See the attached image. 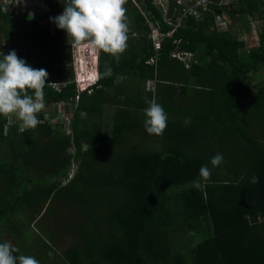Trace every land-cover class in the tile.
I'll return each mask as SVG.
<instances>
[{
  "label": "trees",
  "instance_id": "16d2710c",
  "mask_svg": "<svg viewBox=\"0 0 264 264\" xmlns=\"http://www.w3.org/2000/svg\"><path fill=\"white\" fill-rule=\"evenodd\" d=\"M6 1L0 52L46 69L45 104L65 103L71 122L51 123V108L21 130L0 115V242L40 264H264V78L252 83L264 76V0H211L200 16L176 0L165 12L127 0V50L118 63L98 52L99 77L112 74L89 91L65 71L71 38L50 22L62 0H37L39 19L12 0L5 12ZM224 13L246 32L258 22V44L241 47L218 24ZM149 22L164 34L158 50ZM152 99L168 116L162 136L144 128ZM205 165L211 178L198 190Z\"/></svg>",
  "mask_w": 264,
  "mask_h": 264
},
{
  "label": "clouds",
  "instance_id": "9594fccd",
  "mask_svg": "<svg viewBox=\"0 0 264 264\" xmlns=\"http://www.w3.org/2000/svg\"><path fill=\"white\" fill-rule=\"evenodd\" d=\"M6 2L7 4L4 3L5 12L13 10L11 0ZM62 2L63 12L50 17V22L54 23L58 29L65 31L68 40L71 38V49L84 44L93 50L110 54L118 63L120 56L128 47L129 23L125 7L127 0H62ZM15 6L17 8V4ZM14 11L18 13V8ZM87 53L89 52H84V55L86 56ZM0 55H2L0 59V115L9 117L10 124L12 123L11 117L15 116L21 122V130L35 129L41 122L38 115L46 106L44 89L50 84L48 83L49 73L44 68H34L28 65L15 50H10L6 55L0 52ZM87 56L88 61L90 55L88 58ZM94 58H96V66L93 68L95 80L84 91H88V88L91 90L99 78L112 74L111 69L108 68L99 77L98 54H95ZM76 64L79 70L81 65L78 62ZM74 83L76 85L75 80ZM146 103L148 107L145 109L144 128L149 135L162 136L167 128V113L155 99L146 100ZM83 115L86 113H82ZM189 123L190 120L186 119L185 124ZM222 162L223 155L219 153L210 160L213 167L219 166ZM199 176V180L192 182V186L198 190L202 189L211 178L209 167L202 166ZM258 182V177L251 178V183ZM0 264H40V262L34 256L20 254L18 247L14 246L11 241H5L0 242Z\"/></svg>",
  "mask_w": 264,
  "mask_h": 264
},
{
  "label": "rangeland",
  "instance_id": "374dc122",
  "mask_svg": "<svg viewBox=\"0 0 264 264\" xmlns=\"http://www.w3.org/2000/svg\"><path fill=\"white\" fill-rule=\"evenodd\" d=\"M159 1H160V3H163V0H155V3L159 2ZM12 2L14 4H17L18 13L25 14L26 17L29 18V19H31L33 17L34 18L40 17L45 12V9L43 8L44 6L40 2L35 1V0H22V2L18 1V0H12ZM165 2H166V0H165ZM214 6H218V4L214 3ZM223 17H224V20L221 19L222 21H225V19H226L225 26L222 27L223 30L230 29V30L233 31V33L236 32V34L239 35V40L241 41L240 42L241 47H243V46L244 47L245 46L254 47V46H256L258 44L257 43L258 42L257 35H258V28H259L258 22L257 23L254 22V25H250V27H251L250 32H246V29H245L246 25H238L237 23H235V24H232V25H230L228 27L229 21H228V18H227V14L224 13ZM52 31H53L52 32L53 34L56 33L54 28L52 29ZM65 35H66V32H65ZM69 42L72 43V40L69 41ZM86 47L87 48L85 49V52H89V53L86 54V56L90 55V58H88V56H87L88 61H86V60H83V61L87 62V65L90 62V66H88L87 68L84 69V73H83V70L82 71L78 70V67H77V64H76V61H75L76 58H77V60L78 59H82V58H80V56L75 57L65 69L66 72H70V70H71L72 75L74 76V80L76 78L81 79L80 85H82V87H85V88H87L92 83V80H94V79H89V77H87V79L83 78V76H85L87 74V72L85 70L89 69V72H93V68L96 66V63H95L96 58H94V57H95V54H98V52H99V51H96V50H93V49L89 48L88 46H86ZM60 48H61V46H59V49ZM55 49H58V48L55 47ZM63 51H65V50H63ZM71 54H72V52H71ZM91 58H93V59H91ZM252 76H253L252 77V80H253L252 83L253 84H256L259 79H263L264 78V76L257 77L255 74H253ZM147 88L149 90H154L153 82H149L148 85H147ZM56 104H50V105L49 104L48 105L45 104L46 106H45L44 110L41 113L44 114L45 112H47L51 108H56L57 110H59L60 113H63V114L67 113V105L65 103L58 102ZM69 116H70V114H69ZM15 118H16L15 116L11 117L12 123H16ZM49 121L51 123H53V124L56 122L55 119H53V118L49 119ZM18 122H19V120H18Z\"/></svg>",
  "mask_w": 264,
  "mask_h": 264
},
{
  "label": "built area",
  "instance_id": "2783aa9c",
  "mask_svg": "<svg viewBox=\"0 0 264 264\" xmlns=\"http://www.w3.org/2000/svg\"><path fill=\"white\" fill-rule=\"evenodd\" d=\"M22 1V0H21ZM178 4H185V10H186V14L189 15H193V16H200L201 14H203L205 11L208 10L210 4H211V0H176ZM231 1L233 0H219L216 4H218V6L220 7L221 5H226L229 4ZM157 6H159V8L161 10H163L165 12V8L167 5V0L165 2V0H163V3L156 2ZM165 3V4H164ZM216 6V8L218 7ZM168 22H170L168 20ZM219 25H223L225 24L223 21H219L218 22ZM148 29H149V37L152 39L153 44L155 49H160L161 45H162V39L164 37V34L162 33L161 27L159 26L158 23H148ZM170 34H172V31L170 33H167V35L169 36ZM86 45L81 44L80 46L77 47H73L72 48V52H73V57H78L80 56V58L82 59H75L76 63L78 62L81 67L79 68L80 71L83 70L84 73V69L87 68L88 66H90L89 64L87 65V62H84L83 60L86 59V56L84 55L85 49H86ZM87 61V59H86ZM87 72V74L85 76H83V78L89 77V79H94L95 80V76L93 74V72H89L88 70H85ZM82 73V72H81ZM92 80V81H94ZM76 82V87L79 91H84L85 87H82V85H80L81 83V79L76 78L75 79ZM52 86L54 88H57L60 86V83H52ZM90 90V88H88ZM88 90V91H89ZM49 119L53 118L55 119L56 122H60V123H64V128L66 130H68V127L70 125L71 122V114L69 116V114L65 113H60L58 110V113L52 116H48Z\"/></svg>",
  "mask_w": 264,
  "mask_h": 264
},
{
  "label": "crops",
  "instance_id": "0c3cea01",
  "mask_svg": "<svg viewBox=\"0 0 264 264\" xmlns=\"http://www.w3.org/2000/svg\"><path fill=\"white\" fill-rule=\"evenodd\" d=\"M43 8L45 9V7H43ZM45 11H46V9H45ZM42 15H43V14H42ZM40 17H41V16H40ZM40 17H36V18L39 19ZM36 18L33 17V19H36ZM40 22H41V23H44L45 21L42 19V20H40ZM52 32H53V31H52ZM55 47H56V46L53 45V46L51 47V49H55ZM69 52L71 53L72 51L69 50ZM85 53H86V52H85ZM36 55H37V54H36ZM70 71H71V70H70Z\"/></svg>",
  "mask_w": 264,
  "mask_h": 264
}]
</instances>
